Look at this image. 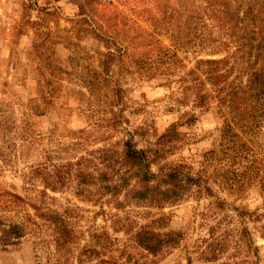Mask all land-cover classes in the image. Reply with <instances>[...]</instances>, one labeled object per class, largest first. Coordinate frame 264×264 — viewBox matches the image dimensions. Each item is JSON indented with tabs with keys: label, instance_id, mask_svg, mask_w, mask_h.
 Masks as SVG:
<instances>
[{
	"label": "rangeland",
	"instance_id": "374dc122",
	"mask_svg": "<svg viewBox=\"0 0 264 264\" xmlns=\"http://www.w3.org/2000/svg\"><path fill=\"white\" fill-rule=\"evenodd\" d=\"M217 1L211 9L207 0H0V264H55V243L34 232L47 227L35 206L76 209L77 247L104 230L121 246L128 236L114 230L111 215L119 212L107 197L89 199L76 184L46 190L34 170L107 146L120 150L131 138L139 149L162 150L155 172L181 165L203 178L200 192L164 210L133 208L169 214L168 230L182 234L158 264H213L202 256L213 242L225 245L218 263L264 264V124L244 135L246 158L228 160L238 174L248 165L247 174L224 181L216 172L226 166L222 156L206 160L226 142L224 94L201 75L199 107L186 75L200 59L227 57L220 65L230 72L227 83L246 85L243 74L261 62L229 41L222 3L264 14V0ZM236 32L242 37L243 29ZM40 105L45 115L36 114ZM173 126L176 136L158 144Z\"/></svg>",
	"mask_w": 264,
	"mask_h": 264
},
{
	"label": "trees",
	"instance_id": "16d2710c",
	"mask_svg": "<svg viewBox=\"0 0 264 264\" xmlns=\"http://www.w3.org/2000/svg\"><path fill=\"white\" fill-rule=\"evenodd\" d=\"M207 1L211 9L221 2ZM260 5L259 1L257 6ZM222 6L225 16L224 20L219 21L226 23L224 30H227L229 41L232 40L240 48H250L249 58H256V63L261 62V66L251 65V71L243 74V78L245 74L247 76L246 85L227 83L230 72L222 71L220 67L228 61L227 57L220 60L200 59L196 68L188 70L186 75L194 81L188 89H196L195 96L199 107L205 101V96L200 93L202 86H205V81L198 79L201 75L217 88L218 94H224V97L218 95L219 101L226 104L231 116V119L225 118L223 137L226 142L221 148L208 153L206 160L211 162L216 155L222 156L219 161L225 162L227 166L229 159L236 162L246 158L244 155L249 147L243 141L244 135L248 132L255 133V128L264 124V16L260 17L264 14L252 5L246 11H242L240 5L234 12L227 1H224ZM247 15L249 17L246 19ZM240 29H243V35L236 37V30ZM259 49L261 53L252 55ZM201 64L204 68L199 70ZM222 80H226L223 86ZM49 94L53 102V93ZM49 96L45 94L44 98L49 99ZM47 108L40 105L36 114L45 115ZM236 127L240 128L241 132H236ZM175 130L176 127L173 126L159 138L158 144L176 136ZM86 138L88 139L87 135L83 139ZM232 142L237 143V146L233 147ZM78 145L83 146L84 143L79 142ZM116 147L107 146L90 151L77 159H70L65 164H55L52 167L42 165L34 170L46 190L58 193L76 184L83 189L88 188L89 199L94 200L97 196L99 201L107 197L106 203L119 212L111 215L114 230L128 236L120 246L117 244L119 238L113 237L107 230L95 231L86 244L77 247L80 234H77V227L71 219L72 210L76 209L66 207L44 210L35 206L38 217L47 227L45 230L34 232L42 237L43 241L48 239L55 243V264H158L180 245L182 234L168 230L169 214L163 212L160 216L149 217L144 211H136L133 208L164 210L173 206L184 200L192 190L200 192L203 187L202 176L185 172L181 165L162 166L155 172L153 167L163 159L162 150L139 149L132 138L122 142V149L118 150ZM226 166L216 169L217 174L226 182L239 181L250 168L247 165L245 172L238 174L230 165L229 169H226ZM259 174L260 171H257L255 176L258 177ZM120 212H124V215L121 216ZM144 218L149 219L145 223L137 222L138 219ZM224 250L225 245L220 246V243L213 242L208 244L202 256H207V262L213 264L254 263L249 260L218 263L219 259L216 258Z\"/></svg>",
	"mask_w": 264,
	"mask_h": 264
}]
</instances>
